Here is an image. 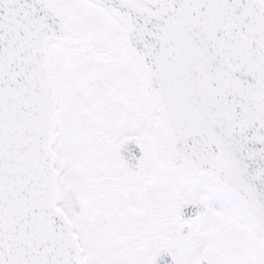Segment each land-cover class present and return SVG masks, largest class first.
<instances>
[{"label":"snow or ice","instance_id":"6c2138e0","mask_svg":"<svg viewBox=\"0 0 264 264\" xmlns=\"http://www.w3.org/2000/svg\"><path fill=\"white\" fill-rule=\"evenodd\" d=\"M0 264H264V0H0Z\"/></svg>","mask_w":264,"mask_h":264}]
</instances>
